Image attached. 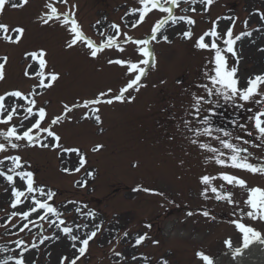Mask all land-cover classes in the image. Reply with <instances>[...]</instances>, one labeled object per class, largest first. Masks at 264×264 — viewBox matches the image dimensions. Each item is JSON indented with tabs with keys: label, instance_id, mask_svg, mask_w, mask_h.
Here are the masks:
<instances>
[{
	"label": "rangeland",
	"instance_id": "obj_1",
	"mask_svg": "<svg viewBox=\"0 0 264 264\" xmlns=\"http://www.w3.org/2000/svg\"><path fill=\"white\" fill-rule=\"evenodd\" d=\"M73 2L79 6L77 16L83 31L96 42L102 39L100 31L105 32V35L110 34L107 27L110 23H119L130 35L142 38L150 33L154 22L162 18L159 12H155L137 29H126L121 17L135 6V0ZM40 3L41 0H31L30 6L25 9H9L7 15L0 17V22L22 24L27 29L26 37L19 46L12 47L0 42V57H9L7 80L0 82V93L11 88L27 92L31 88L35 79L23 75L29 62L24 53L38 46L48 49L51 65L63 74L58 84L38 98L39 104L46 107L49 118L62 115L64 104L71 105L74 100L91 98L99 90L108 87L118 89L122 85L124 70L119 66H110L106 61L110 57L118 58L121 54L108 49L106 55L94 61L79 47L66 50V33L62 28H46L35 22ZM257 9L264 12V0H215L210 12L191 14L197 21L192 30L198 36L210 28V19L233 16L239 18L234 32L245 30L242 23L245 20L249 21L247 30L252 31L262 23L253 14ZM97 21L100 23L97 24ZM227 24L226 20L220 22L221 27ZM186 29L187 26L183 24L175 26L165 33L170 42L161 41L153 45L156 63L146 70V79H142L146 86L139 92H132L135 99L102 105L99 113L102 124H97L93 118L83 119L85 110L76 109L68 114L69 119L63 126L57 128L65 144L79 145L85 151V167L93 173L91 177H86L83 169L79 173L62 172V162L55 151L39 148L21 150L23 156L30 160L38 181L57 192L55 206L64 212L67 223L71 224L73 217L77 223L90 222L91 218L83 215L90 210L96 211L99 219L104 221L106 231L90 242L79 264H161L162 259L167 260L168 264H200L194 256L197 250L219 257L216 264H226L231 256L225 254L228 251L225 240L231 238L234 248L241 246V234L230 223V220L236 219L232 215L233 206L224 201H216L212 193L209 196L213 198L207 200L200 195L203 186L199 183V177L202 174L216 175L220 171L219 166L206 163L204 156L209 154L189 144L177 132L176 121L172 119L173 116L179 118L183 109L191 103L187 93L196 91L202 94V89L196 85L208 82L203 79L202 72L209 54L196 49L192 40L179 34ZM251 39L255 43L250 42ZM126 47L127 53L124 55L132 52L131 46ZM258 48H264V34L261 32L253 31L252 38L238 42L241 57L238 76L241 80L264 74V52L258 51ZM206 107L215 112V115L206 113L211 116L212 122L218 117V122L225 124L221 120H225L226 114L229 117V130L235 127L231 121L245 123L246 117L251 114L248 107L255 110L258 106L249 104L239 109L221 100L219 107ZM213 126L218 127L215 124ZM231 131L238 132V129ZM239 134L250 141L247 147L254 153V157H264V151L251 146L252 143H259L255 135L248 137L244 133ZM170 135L176 138L169 140ZM96 144H102L103 148L93 153L91 148ZM228 171L243 177L249 186L264 187V175L242 170ZM85 179V187L76 186V181ZM214 183L218 186L222 182L217 180ZM6 187L0 181V223L12 211ZM137 187H147L163 195L133 191ZM226 187L235 192L233 198L240 200V206L244 207L246 193H242L239 188ZM67 201H76L77 204L62 207ZM76 207L81 208L82 212L77 213ZM204 210L210 212V217L201 214ZM189 211L196 214L187 216ZM244 219L247 221L246 217ZM40 223L44 225L41 231L45 235L51 234L47 223ZM250 223L264 233V223ZM149 224L150 228L147 227ZM30 228L33 234L36 233L35 227L30 225ZM111 229L114 231H107ZM124 231H128L133 239L137 233L147 232L150 239L141 246L133 247L131 242L120 239ZM20 235L34 240L27 231ZM0 237V246L8 247L12 246L10 241L17 238L5 235L3 227H0ZM152 241L159 243L153 244ZM67 243L65 240L46 242L47 247L40 245L38 251L28 253V259L38 257L37 264H58L60 255L67 251ZM113 250L123 253L127 259L116 257ZM49 252L50 256L47 255ZM8 254L0 253V258ZM133 255L138 257L137 261L132 260Z\"/></svg>",
	"mask_w": 264,
	"mask_h": 264
},
{
	"label": "snow or ice",
	"instance_id": "obj_2",
	"mask_svg": "<svg viewBox=\"0 0 264 264\" xmlns=\"http://www.w3.org/2000/svg\"><path fill=\"white\" fill-rule=\"evenodd\" d=\"M214 2L215 0H135V6L121 17L123 26L126 29H137L146 22V18H151L152 14L159 12L162 18L154 22L150 33L142 38H136L128 31H124L121 24L113 22L107 26L110 34L105 35V32L100 31L102 39L96 42L83 31L77 16L79 6L73 0H41L35 22L46 28H62L66 33L64 39L66 50L79 47L94 61L101 55H106L108 49L121 54L118 58H108L106 63L124 70L122 85L115 90L112 87L99 90L91 98L74 100L71 105L64 104L62 115L49 118L46 107L39 104L38 98L43 92L58 84L63 74L51 65L47 48L38 46L25 50L24 55L29 62L23 75L26 78H34L35 83L27 92L11 88L0 93V181L7 185L5 192L9 193V207L12 209L5 221L0 223V227L5 229V235L17 237L10 241L11 247L0 246V253H10L0 258V264H37L38 257L29 260L27 254L33 250L38 251L40 245L47 247L46 242L61 240L68 243L67 251L58 258V264H79L85 257L90 242L106 231L104 221L99 219V214L94 210L83 213L84 216L91 218L90 222L77 223L73 217L72 223H67L64 212L55 206L57 192L38 181L30 160L23 156L21 150L39 148L55 151L62 162V172L79 173L83 169L86 177H91L93 173L85 167L87 164L85 151L79 145L65 144L57 128L62 127L69 119L68 114L76 109L85 110L83 119L93 118L97 124H102L99 114L102 105L135 99L132 92H139L146 86L142 79H146V70L150 66L154 67L156 63L153 45L161 41L170 42L165 33L182 24L186 25L187 29L179 34L185 39L192 40L196 49L207 51L209 54L202 72L203 79L208 82L196 85L198 89H202V94L196 91L187 93L191 103L183 109V114L179 118L172 117L176 121L177 132L189 144L209 154L204 156L205 162L218 165L220 168L216 175L202 174L199 177V183L203 186L200 195L207 200L213 198L209 196V193H212L216 201H224L233 206L232 215L236 219L230 220V223L241 234V246L234 248L231 238H228L224 242L228 250L225 254H229L235 261L254 243L264 245V233L250 223H264V187L249 186L243 177L228 171L233 169L264 175V157H254V153L247 147L250 141L239 134L244 133L248 137L255 135L259 143H252L251 146L264 151V74H256L243 80L238 76L241 58L238 42L252 38L253 31L264 34V12L257 9L253 13L262 23L252 31L247 30L249 21L245 20L242 22L245 30L234 32L239 18L226 16L210 19V28L196 36L192 29L197 21L191 14L203 15L210 12ZM30 4L31 0H0V17L7 15L9 9L22 10ZM221 20L228 21V24L221 27ZM99 23L97 21V24ZM26 32L27 29L22 24L0 22V42L8 46L22 44ZM250 42L255 43V40L251 39ZM126 46H131L132 52L124 55L127 53ZM258 51L264 52V48H258ZM8 62L7 55L0 57V82L7 80ZM221 100L239 109H244L249 104L258 107L255 110L248 107L247 110L251 114L246 117L245 123L239 120L231 121L238 132L231 131L223 127H214L211 116L206 114L215 115L213 109L206 106L219 107ZM175 138V135L168 136L169 140ZM102 148V144H96L91 148V152L95 153ZM217 180L222 182L218 186L214 183ZM75 183L78 187H85L87 180H78ZM226 186L239 188L242 193H246V199H243L244 207L240 206V200L233 198L235 192L228 190ZM133 191L163 195L147 187H137ZM67 204L76 205L77 202L67 201L62 207L66 208ZM75 211L81 213L82 209L76 207ZM195 214L193 211L186 213L187 216ZM201 214L204 217L211 215L207 210ZM211 218L215 219L214 216ZM40 222L47 223L51 234L45 235L41 231L44 225ZM30 225L37 229L36 233H32ZM147 227L150 228L151 225ZM26 231L34 240L20 235ZM120 239L137 247L149 240L150 236L147 232L137 233L133 239L128 231H124ZM113 254L118 258L127 259L121 252L113 250ZM47 255L50 256L51 253ZM194 256L200 264H216L217 261V257L207 254L204 250H197ZM132 260L137 261L138 257L133 255ZM161 264H168V261L162 259Z\"/></svg>",
	"mask_w": 264,
	"mask_h": 264
},
{
	"label": "bare ground",
	"instance_id": "obj_3",
	"mask_svg": "<svg viewBox=\"0 0 264 264\" xmlns=\"http://www.w3.org/2000/svg\"><path fill=\"white\" fill-rule=\"evenodd\" d=\"M226 264H264V245L254 243L245 250L243 256L237 257L235 261L230 257Z\"/></svg>",
	"mask_w": 264,
	"mask_h": 264
}]
</instances>
